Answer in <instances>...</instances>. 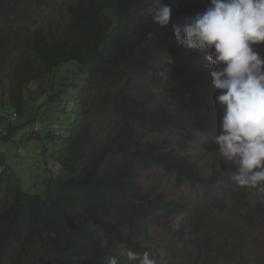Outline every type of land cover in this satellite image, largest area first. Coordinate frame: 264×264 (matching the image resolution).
Returning a JSON list of instances; mask_svg holds the SVG:
<instances>
[{"label":"trees","instance_id":"16d2710c","mask_svg":"<svg viewBox=\"0 0 264 264\" xmlns=\"http://www.w3.org/2000/svg\"><path fill=\"white\" fill-rule=\"evenodd\" d=\"M163 2L172 8L163 28L151 22V0H72L69 22L60 35L50 29L25 38L0 30V120L6 123L1 137L11 140L18 128L5 112L27 116L22 122L27 126L38 121L31 116L45 100L46 118L54 119L51 125L61 121L58 132L48 128L31 138L43 145L44 154L52 153L50 159L60 169L46 182L43 195L16 188L18 180L5 174L7 154H0V264H6L18 246L34 249L32 264H107L112 256L126 264L119 254L122 245L137 253L148 251L143 246L152 227L179 206L163 196L151 199L136 180L138 167L160 168L178 187L203 190L213 208L223 210L227 201H238L246 224L264 230V204L251 206L256 193L264 190L239 187L222 172L205 178L190 155H182L197 145L203 127L164 106L152 91L166 90L167 97L180 100L187 112L216 116L214 106L197 89L199 80L166 74L160 65L163 58L177 55L196 65L206 62L204 54L178 46L172 28L202 13L209 0ZM49 5L50 0H0V29L16 23L36 27ZM72 63L77 66L67 83H48L36 94V83ZM82 77L87 82L81 87ZM27 88L33 96L27 95ZM55 90L65 96L56 100L51 95ZM114 117L120 122L116 133L111 132ZM159 137L169 139L166 147L159 145ZM182 231L169 233L181 240ZM188 233L191 242L195 232Z\"/></svg>","mask_w":264,"mask_h":264},{"label":"rangeland","instance_id":"374dc122","mask_svg":"<svg viewBox=\"0 0 264 264\" xmlns=\"http://www.w3.org/2000/svg\"><path fill=\"white\" fill-rule=\"evenodd\" d=\"M71 1L50 0L45 18L36 27L30 28L27 25L16 23L11 25L12 27L10 28L5 27L0 30L3 34L16 33L19 37L25 38L32 37L35 31L47 33L50 29L60 35L70 19L67 7ZM257 47V52L264 58V44L261 43ZM160 65L163 66L166 74H176L183 78H191L193 82L196 79L199 80L200 84L197 85V89L200 93L206 95L207 100L214 106L216 112L214 117L206 113L193 114L187 112L183 109L180 100L172 102L167 97L166 90H152L160 98L164 106L172 108L175 113L186 117L188 121L203 127V131L198 134L199 141L197 145L190 150L182 152V155H190L192 162L203 171L205 178H211L213 172L230 174L234 165L219 156L216 151L217 146L213 143V138L220 131L222 109L215 101V97L219 94L218 90L213 87L212 83H205L212 82L210 71L214 69L207 61L201 65H196L193 59L183 55L163 58ZM76 66L77 63L62 66L52 76L44 77L43 81L36 83L38 88L36 94H41L48 83L50 85L55 82L58 85L67 83L65 79L72 77ZM58 79L60 80L57 81ZM86 82V77H82L78 81L81 87ZM57 91L55 90L51 94L56 96V100L58 97L65 96V93L58 95ZM27 92L29 97L33 96L29 88H27ZM67 96L72 98V93L69 92ZM37 106L39 111L31 117L38 119V121L27 126L22 124V122L26 121L27 116L23 119L20 115L16 117L15 114L8 115L10 112H5L4 116L6 118L13 116L10 119V124L15 127L18 126V128L15 130L11 140L4 139L0 135V154H7V165L3 167L5 168L6 177L18 180L16 188L29 194L43 195L46 182L50 178L56 177L60 169L59 165L50 159V154L52 153L44 154L43 145L31 140V138L34 133L41 131L40 134L44 135L48 128H57V124L61 121L55 122L53 126L51 123L54 119L46 118L49 108L47 100ZM62 118L66 120V118ZM113 122L111 132L116 133L120 122L117 117H114ZM42 123H49V125L43 127ZM1 126H6V123L4 124L0 120V128ZM102 127L105 126L103 125ZM59 130L61 128H57L55 132ZM156 140L159 145L166 147L169 139L159 137ZM52 148L53 144L50 143L49 152L54 150ZM177 155L180 156L181 154L177 152ZM3 167L0 166V174L4 171ZM134 172L138 184L151 199L163 196L168 202L172 203L173 207L174 205L179 206L175 214H166L165 216L163 214L162 220L158 225L152 227L150 237L144 241L143 247H147L150 250L148 251L152 254V258L156 260V264H264V230L246 224L242 217V205L238 201H227L228 207L223 208V210L214 205L218 209L217 211V209H214L215 207L213 208L211 202L204 199L203 190L194 189L189 185L178 187L174 178L169 177L160 168L146 169L138 167L134 169ZM256 194L258 195L253 198L251 206L256 203L264 204V194ZM180 214H183L184 217L181 222L182 234L188 228H190L189 232L192 229L195 232L191 242H187L183 235L181 236L182 239L179 240L176 236L169 233L172 229L171 225L174 222V218ZM3 229V223L0 221V231ZM127 249L125 245H122L119 249V254L126 260V264H137V262H130L126 258L124 253ZM33 256L34 249L27 251L24 247L18 246V249L9 256L6 264H32Z\"/></svg>","mask_w":264,"mask_h":264},{"label":"clouds","instance_id":"9594fccd","mask_svg":"<svg viewBox=\"0 0 264 264\" xmlns=\"http://www.w3.org/2000/svg\"><path fill=\"white\" fill-rule=\"evenodd\" d=\"M147 12L159 28L172 16L163 0H151ZM172 31L178 46L204 54L214 69L210 77L222 111L213 143L219 156L235 166L229 178L239 187L264 190V58L254 49L264 42V0H209L202 13ZM183 219V214L174 218L173 231L180 230ZM124 254L130 262L156 264L148 251ZM107 264L119 261L112 256Z\"/></svg>","mask_w":264,"mask_h":264}]
</instances>
